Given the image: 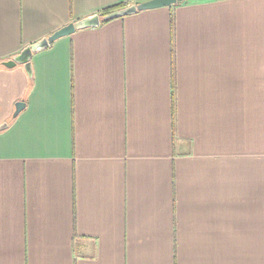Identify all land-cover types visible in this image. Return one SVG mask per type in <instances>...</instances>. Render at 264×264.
Instances as JSON below:
<instances>
[{"label": "crops", "instance_id": "crops-1", "mask_svg": "<svg viewBox=\"0 0 264 264\" xmlns=\"http://www.w3.org/2000/svg\"><path fill=\"white\" fill-rule=\"evenodd\" d=\"M146 1L0 0V264H264V0L139 12L33 54L31 78L4 66Z\"/></svg>", "mask_w": 264, "mask_h": 264}, {"label": "water", "instance_id": "water-1", "mask_svg": "<svg viewBox=\"0 0 264 264\" xmlns=\"http://www.w3.org/2000/svg\"><path fill=\"white\" fill-rule=\"evenodd\" d=\"M179 0H149L140 4H133L131 6L115 10L105 16L95 15L76 23L68 24L61 28L50 37L43 39L29 47L23 49L20 54L15 56L12 60L5 62L6 68H13L20 65L25 70L27 76L31 78V58L33 54L39 53L49 47L56 40L72 35L77 30L93 29L97 28L102 21H112L128 16L135 15L139 12L155 10L160 8H166L175 5ZM24 108V103H17L15 105V111L13 117H16ZM6 125L0 126V131L4 129Z\"/></svg>", "mask_w": 264, "mask_h": 264}, {"label": "trees", "instance_id": "trees-1", "mask_svg": "<svg viewBox=\"0 0 264 264\" xmlns=\"http://www.w3.org/2000/svg\"><path fill=\"white\" fill-rule=\"evenodd\" d=\"M186 1H188V0H179V2L177 3V5H180V4H182V3H185ZM124 6L123 5H120V6H116V7H113V8H108V9H106V10H103L102 12H101V16H105V15H107V14H109L110 12H112V11H115V10H117V9H121V8H123ZM172 20V19H171ZM108 21H102L101 22V25H103V24H105V23H107Z\"/></svg>", "mask_w": 264, "mask_h": 264}, {"label": "rangeland", "instance_id": "rangeland-1", "mask_svg": "<svg viewBox=\"0 0 264 264\" xmlns=\"http://www.w3.org/2000/svg\"><path fill=\"white\" fill-rule=\"evenodd\" d=\"M113 12V11H112ZM111 13V12H110Z\"/></svg>", "mask_w": 264, "mask_h": 264}]
</instances>
